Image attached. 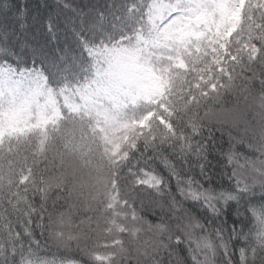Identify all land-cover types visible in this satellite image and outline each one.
I'll list each match as a JSON object with an SVG mask.
<instances>
[{
  "label": "snow or ice",
  "instance_id": "6c2138e0",
  "mask_svg": "<svg viewBox=\"0 0 264 264\" xmlns=\"http://www.w3.org/2000/svg\"><path fill=\"white\" fill-rule=\"evenodd\" d=\"M11 2L17 5V15L24 13V22H19L15 16L11 22L18 29L27 30L26 4L21 3V0ZM155 2L158 4L159 0ZM165 2L169 11L172 8L176 11H171L163 21L160 25L162 29L169 25L175 28L185 24L193 28V22L201 9L212 6L205 0ZM153 3L154 0H131V3L124 0L119 7L113 2L111 7L106 5L98 10H69L79 12V23L87 25L88 30H99L102 35L109 36L119 32L120 37H123L130 26L135 32L137 24L140 25V34H143L149 26L145 10H149L150 16ZM3 4L4 0H0V5ZM255 8L264 13V0H255ZM4 14L0 11V16ZM7 15H12L11 11ZM174 20H179L180 24H173ZM3 23L0 19V26ZM44 28L54 39L55 28L51 17L44 21ZM72 31L75 34L77 29L73 27ZM197 31L202 33L200 39L173 44V51L165 52L167 56L179 54L184 60V67L173 71L181 75L184 85L189 89L188 95L183 97L185 105L189 96L196 101L197 94L209 97L217 93L224 86L225 75L231 82L234 69L243 63L245 55L253 62L264 63V37L255 41L256 52L253 55L251 51L246 54L243 52L246 42L236 43L237 32L220 40L212 25ZM83 35L81 31L80 36ZM4 39L0 31V113L24 115L14 124L8 120L0 121V162L6 163L13 175L18 167L21 173L31 172L35 176L33 169L28 166L29 161L34 166L39 157H46L53 141L63 145L65 150L76 147L77 127L71 118L75 114L65 117V109L61 108L57 113L47 103L50 89L57 97L63 91V84L67 80L64 74L65 58L57 57L50 61L47 56L35 50L29 53L26 45L21 49L5 46ZM81 48L83 50V44ZM167 63L171 67L172 62ZM41 100L44 102L41 103ZM178 111L180 105L176 101L171 106L164 100L159 101L155 109L148 108L141 114L139 122L151 114L146 125L137 127L128 123L123 126V139L119 144L110 139L106 130L101 131L93 125V137L99 136L106 146L110 175L104 185V199L99 201L104 212L97 218L96 246L83 252L88 264H122V259L131 251L130 234L135 232L138 237L142 229L145 220L142 212L145 207L153 211L160 208V216L156 222L150 223V227L166 243L169 259L177 256L182 264H199L201 240L205 236L215 238L218 234L225 250L230 248L226 264H264V144L254 145L245 143L243 138L232 137L217 144L211 133L208 143H194L199 135L195 124L191 125V136H182L177 133L176 125L168 115L171 113L175 116ZM213 118L221 123L238 126L243 116L235 111H221L214 113ZM154 122L158 128L167 125L165 131L172 133L177 143L183 139L186 146L183 149L186 152L183 164L176 167V161L166 157L171 161L172 169L169 170L164 162H160L163 171H158L155 166L142 168V162L137 159L135 175L130 169V179H125L122 185L119 168L138 154L143 155L149 151L148 144L156 139ZM84 135L81 130V140ZM241 155L245 157L243 164L239 163ZM51 179L60 184L59 178ZM27 181L28 176L22 175L20 183L25 189L28 187ZM40 187L42 185L37 183V190ZM57 192L60 193L59 187ZM65 193L70 200L72 193L67 187ZM133 195L140 202L139 216L136 201L129 199ZM130 202L131 212L128 208ZM30 203L31 214L22 226L17 225L15 238L6 240L3 245L4 264H83L82 256L72 251L70 243L75 238L71 228L74 223L73 209L77 204L69 203V210L64 212L57 211L55 205L49 209L46 198H42L39 205L35 201ZM129 223L132 227H129ZM37 231L57 240L56 251L41 247L36 238ZM65 236L68 240L64 239ZM60 244L64 247L60 248Z\"/></svg>",
  "mask_w": 264,
  "mask_h": 264
},
{
  "label": "trees",
  "instance_id": "16d2710c",
  "mask_svg": "<svg viewBox=\"0 0 264 264\" xmlns=\"http://www.w3.org/2000/svg\"><path fill=\"white\" fill-rule=\"evenodd\" d=\"M113 2L119 7L124 0H21L28 8L27 30L18 29L11 22L14 16L19 22H24V13L17 15L16 4L11 0H4V4L0 5V11L5 13L0 16L4 21L0 31L5 36V46L21 49L26 45L29 53L35 50L47 56L50 61L57 57L65 58L64 74L67 80L63 84V91L57 97L50 89L47 103L57 113L61 108L65 109V117L74 113L71 118L77 127L75 148L65 150L63 145L53 141L46 157H39L34 166L29 161L28 166L33 169L35 176L31 172L21 173L18 167L13 175L7 164L0 162V264H4L5 241L15 238L17 225L22 226L23 221L31 214L30 202L35 201L39 205L42 198H46L49 209L55 205L57 211L67 212L69 203L77 204L73 209L74 223L71 228L75 238L70 243L72 251L82 256L83 264H88L83 252L96 246L97 218L104 212L99 201L104 199V185L110 175L109 159L105 155L106 146L99 136L93 137L92 127L94 125L101 131L106 130L116 144L123 139L121 130L111 132L107 128V118L101 107L108 108L127 124L141 127L151 119L150 114L139 122L145 110L155 109L161 100L170 106L176 101L180 105V111L175 116L171 113L168 115L176 125L177 133L182 136H191V125L195 124L199 135L194 143H208L211 133L217 144L221 140L227 141L229 137L243 138L245 143L254 145L264 144V63L253 62L245 55L243 63L234 69L231 82L225 75L224 86L217 93L209 97L197 94L196 101L189 96L185 105L183 97L188 95L189 89L184 85L181 75L173 71L183 68L184 60L179 54L165 55V52L173 51V44L200 39L202 33L197 29L207 28L209 25L215 27L220 40H225L232 32H237L236 43H247L243 52L246 54L251 51L255 55V41L264 37V13L256 10L255 0H205L212 6L201 9L193 22L195 27L188 28L185 24L180 27L184 32L177 28L176 32L167 34L160 32V25L176 9L169 11L165 0H159L158 4L154 0L150 16L149 10H145L149 26L143 34H140V25L137 24L135 32L130 26L123 37H120L119 32H113L111 36L102 35L99 30L92 32L87 29V25L82 26L79 23L78 11L69 10H98L106 5L111 7ZM127 2L131 3V0ZM8 11L12 15H7ZM49 17L54 21V39L44 28V21ZM73 27L77 29L75 34ZM81 31L83 36H80ZM81 44L84 45L83 50ZM168 61L172 62L171 67ZM126 70L132 75H128ZM127 78L132 81L128 82ZM139 83L140 88L137 87ZM221 111L239 112L243 119L238 126L221 123L213 118L214 113ZM23 115L0 113V121L8 120L14 124ZM166 128L167 125L165 128H158L153 123L156 139L148 144L149 151L143 155L138 154L119 168L122 185L125 179H130V169L135 175L137 159L142 162V168L155 166L158 171H163L160 162H164L169 170L172 169L171 161L166 157L175 160L176 167L183 164V156L186 154L183 150L186 147L183 139L177 143L176 137L166 132ZM81 130L85 133L83 140L80 138ZM248 155L251 156L252 153ZM244 162L245 157L241 155L239 163ZM22 175L28 176L27 189L20 183ZM51 178H59L60 184ZM37 183L42 185L39 190ZM58 187L60 193H65L67 187L72 193L71 199L69 200L67 193L61 196L57 192ZM129 199L136 201L137 215H141L139 200L134 195ZM128 208L131 212V202ZM142 214L145 218L142 229L138 237L135 232L130 234L131 251L122 259V264H182L177 256L168 258L166 243L150 227V223L156 222L160 216V208L153 211L150 207H145ZM129 227H132L131 223ZM36 238L42 248L56 251L57 240L51 235H41L37 231ZM64 239L68 240V237L65 236ZM59 247L63 248L64 245L60 244ZM227 252H230V248L225 250L218 234L212 239L205 236L201 240L199 264H226Z\"/></svg>",
  "mask_w": 264,
  "mask_h": 264
},
{
  "label": "rangeland",
  "instance_id": "374dc122",
  "mask_svg": "<svg viewBox=\"0 0 264 264\" xmlns=\"http://www.w3.org/2000/svg\"><path fill=\"white\" fill-rule=\"evenodd\" d=\"M173 24H180V21L179 20H174L173 21ZM174 28L172 25H169L167 28H164V30H170ZM127 71V70H126ZM128 75H132V73L129 71H127ZM128 82H131L132 79L131 78H127ZM140 86V83L138 84V88ZM103 114L106 116L107 118V128L111 131V132H115L118 130H122L123 126L127 124L126 121H123V120H120L117 116H115L114 114H112L111 111H109L108 109H103L102 110Z\"/></svg>",
  "mask_w": 264,
  "mask_h": 264
}]
</instances>
